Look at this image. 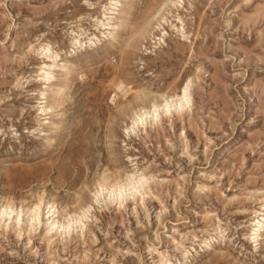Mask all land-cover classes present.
<instances>
[{
    "label": "rangeland",
    "instance_id": "1",
    "mask_svg": "<svg viewBox=\"0 0 264 264\" xmlns=\"http://www.w3.org/2000/svg\"><path fill=\"white\" fill-rule=\"evenodd\" d=\"M166 1L120 0L112 12L111 0H0V212L14 210L0 217V264H155L165 253L264 264V229L251 239L264 194V0H171L149 22ZM185 84L190 108L132 125ZM133 168L151 180L122 207L102 197L89 223L52 238L42 217L29 225L39 199L78 213L103 175Z\"/></svg>",
    "mask_w": 264,
    "mask_h": 264
},
{
    "label": "bare ground",
    "instance_id": "2",
    "mask_svg": "<svg viewBox=\"0 0 264 264\" xmlns=\"http://www.w3.org/2000/svg\"><path fill=\"white\" fill-rule=\"evenodd\" d=\"M111 1H112L111 5H113V4L115 5L112 9H110L113 12V11H115L117 9V6L119 5L120 0H111ZM167 2L172 4L171 0H167L163 4V6L161 8L158 7L159 9L157 8V10L153 11L154 14H152L151 11H150L151 18H150L149 22L150 21H154V20L157 21V18H160L161 21H164V19H161L163 17H161L160 13L162 12V9H164V6L166 5ZM156 6H158V5H156ZM151 8H152V6H151ZM154 9H156V8H154ZM123 26H124L123 23L113 26V28H112L113 29V33H112V35H110L111 39H112L110 45H113V46L118 45V43H119V30H121L123 28ZM145 28H144V25H142V26L139 27L140 31H139V29L136 30V33H138V38H142L145 35V33H146V29ZM97 29L99 31H101L100 32V36L101 37L105 36V34H106V25H105L104 21L98 22ZM134 35H135V33H130V37L126 40L127 42H125L124 47L121 48V49H115L114 50L116 52V54L121 55L122 51L124 52L127 48H130L132 46V44L129 43V40L132 37H134ZM158 40H160V38ZM95 41L97 42V41H99V39L96 38ZM130 42H131V40H130ZM82 44H83V42H80L78 47H81ZM48 58L51 59V56H48ZM69 66H70L69 62H64L61 65V67H60V72L65 73L67 76H66V79L63 81L62 87L56 93V96L58 98H60L61 96L64 95V92H65L68 84L70 83ZM51 79H52V77H51ZM51 79H47V80L50 81ZM116 88L118 90H120V91H125L123 93L124 97L130 91L123 82H119L116 85ZM144 94H147V93H144ZM183 95H184V88H183V90L181 91V93L179 95H174V96H172V97H170L168 99H169L170 102H174L176 107H179L180 98H182ZM137 98L141 99V96H138ZM49 109H52V108H49ZM149 111H145V108L144 109L142 108V110H139V112L134 115L135 117L133 118L132 125L134 124V121H136L135 125L139 124V119L138 118H142V117L144 118V116L148 115ZM130 176H131V174H126L124 179H122L121 181H111V180H109V177H107L106 175H103L102 178L104 179V183L98 186V190L96 192H99V188L103 187L105 190L101 194L100 198L103 197V199H105V200L112 201L110 199L109 194L113 191V188L117 184H121V185H124L125 187H127V185L125 183V178L126 177H130ZM94 199H95V196H94ZM41 207H42L41 199H39V202L36 203L35 205L28 207L26 209V212H25L27 214V219H28L27 221H28L30 226H33V224L34 225H38L39 222H40V218L42 217L43 220L45 221L44 225L47 228L46 232H47L48 235L51 236V238L54 237V236H58V235L61 236L62 234H65V233L68 232L67 231V225L70 223L69 217L73 218V220L71 221L72 222V228L76 227V225H79V224H81V226L84 227L87 223L90 222V216H89L90 213H89L88 218L86 220H81L79 224L75 223L76 220H80L81 213H82L83 209H81L78 213L68 214V213L60 211V209L58 208V206L54 202H49L45 208H41ZM84 208H86V207H84ZM33 210H35V211H33ZM2 212L4 214L10 216L14 212V210L10 206H5V208H4V210ZM20 213H22V211ZM252 213L254 214V216L252 217V220H251V222H252L251 223V233L253 232V230H255L256 235H255V239L254 240H253V238H251V239H252V242L254 244H257L258 236L260 234V231L262 229H264V194L262 195V198L259 201L258 210L255 211V212H252ZM34 217L38 220V222L34 221ZM61 228H64L65 231L62 232ZM219 230H221V229H219ZM157 245H159V243H157ZM179 249H181V248H179ZM152 250L150 248V249H148L146 251L150 254V253H152L151 252ZM194 251L196 252V250H194ZM187 254H188V251L185 250V249L181 253V255L184 257V259L188 258ZM186 262L187 261H185L184 263H180V264H186ZM155 264H173V263H172V259L169 256V254L165 253V255H161V256L158 257V259L155 262Z\"/></svg>",
    "mask_w": 264,
    "mask_h": 264
},
{
    "label": "snow or ice",
    "instance_id": "3",
    "mask_svg": "<svg viewBox=\"0 0 264 264\" xmlns=\"http://www.w3.org/2000/svg\"><path fill=\"white\" fill-rule=\"evenodd\" d=\"M85 3H88V0H85ZM112 7H114L115 5H111ZM176 5L174 4L173 7H175ZM88 7H93L92 4H88ZM73 36H75V33H73ZM73 44L74 46H79V41L77 40H73ZM32 49L29 48V52H31ZM43 52V50L41 49L37 54H41ZM191 83V81H189V84ZM138 96H144L145 94L143 93H137ZM191 96L189 93V86L188 84H185L184 86V95L182 98H180V109H184L185 107L190 108L191 107ZM176 105L174 102H170L167 96H162L159 98L158 101H152L151 102V108L150 111L148 112L147 115V119L150 121H157L160 118V114H170L171 109L175 108ZM139 119V123L141 125L144 124V119L145 118H138ZM136 121H134L133 126H135ZM127 132V129L125 130ZM129 163L131 164V159L129 158ZM151 180V177H147L146 175H144L143 173H138L135 171V169L133 168L132 170V175L130 177H126L125 178V183L127 185V187H125L124 185L121 184H117L114 188L113 191L109 194L110 199L113 202L119 201V205L118 206H123L122 202L123 200L127 199L129 196H135V195H140V193L143 191L145 185H147ZM104 183V179L100 178V180L98 181V186ZM104 188L100 187L99 188V192L94 193L95 199L88 205V207L83 208L82 213H81V217L80 220H76L75 223L79 224L81 220H86L88 218L89 213L92 212L93 210V204H99V200H100V196L101 194L104 192ZM142 199V197H141ZM35 211V210H33ZM4 215L3 212H0V217H2ZM73 218L69 217V221L70 223L67 225V231L70 232L72 229V221ZM34 221L38 222V220L34 217ZM61 231H65L64 228H61ZM255 230H253L252 232V238L253 240L255 239ZM207 242H205V246H206ZM187 264V262H186Z\"/></svg>",
    "mask_w": 264,
    "mask_h": 264
}]
</instances>
